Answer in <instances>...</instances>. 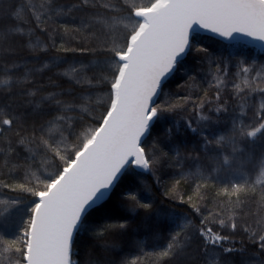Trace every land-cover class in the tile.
<instances>
[{
  "label": "snow or ice",
  "instance_id": "6c2138e0",
  "mask_svg": "<svg viewBox=\"0 0 264 264\" xmlns=\"http://www.w3.org/2000/svg\"><path fill=\"white\" fill-rule=\"evenodd\" d=\"M88 3L89 0H83L84 6ZM93 8L96 10L94 15L105 17L102 21L104 29L89 27L93 34V51L100 52L103 60L97 65L98 74L91 79L79 80L77 84H87L89 93L92 90L106 91L107 96L102 103L84 109L79 107L80 102L89 101L90 95H73L71 101L62 100L60 94L44 96L37 106L48 102L47 107L36 114L30 126H26V121L17 125L16 116L0 112V129L17 127L14 139L7 146V154L17 153L16 145L31 154L25 158L23 165L15 164L13 167L31 168L39 150L42 159L51 162L52 168L47 173H33L32 178L37 181L35 185L31 184L32 178L29 177L25 178L26 183L19 184L0 181V187L13 192H26L36 198L28 210L30 216L23 221L18 234L7 235L0 231V264H74L72 254L76 237L84 230L91 210L117 194L119 181L130 169H140L142 171L136 175H142L153 172L161 164L166 154L157 156L155 142L151 148H146L143 140L162 113L181 107L170 98L162 100L161 96L166 81L189 53L193 50L196 53L206 52L205 48L195 45L192 37V33L197 31L195 26L224 39H234V34H240L264 42V0H149L145 6H131L128 14L119 18L115 13L121 9L105 0H94ZM21 11L30 12L39 27L41 17L48 9L31 5ZM21 11L15 13L17 18L21 16ZM125 20L127 23L123 30L108 31ZM244 64L242 61L235 73L237 78L243 74V88L234 83L237 92L243 93L242 98L253 94L264 97V67L257 71L260 77L257 82V76H249L255 69ZM215 71L228 74L230 70L227 66H217ZM216 78L219 80V77ZM189 79L195 81V77ZM8 83L0 81V84ZM31 87V84H25L21 91L28 104L33 103L30 98L36 97L39 92V89L37 92L30 91ZM211 87L209 84V88L204 90L199 103L191 98L185 99L186 103L194 105L200 121H211L210 116L201 115L199 111L213 102L208 96ZM220 99L217 92L214 100ZM69 111L77 113V116L67 115ZM216 111L219 112L220 108ZM43 115L49 118L41 121L39 118ZM243 115L241 112L240 117L234 119L229 136L210 138L204 135L205 145L229 142L234 145L235 152L240 150L237 141H253L258 134L264 133V104L254 114L255 123L246 124ZM88 118L91 124L86 122ZM77 127L85 129L83 139L77 134ZM187 127L193 132L198 131L192 127L191 121ZM73 136L75 140L70 142ZM4 155L0 150V157ZM57 160L59 163H55ZM224 162L228 163V159L225 158ZM258 167L260 175L250 185L253 190L256 184L264 188V158L258 162ZM242 190L243 186L234 185L230 194ZM120 195L123 202L131 204L132 211H152V204L131 190ZM16 203L15 199H9V207H14ZM235 206H239L238 202ZM6 211L7 208L0 211V225H5ZM228 211L232 214L226 219L221 218L220 211H210L200 221L204 225L199 231L205 245L216 248L228 239L206 226L209 217L218 221L221 227L230 226L232 231H236L235 213L232 209ZM108 227L126 229L128 225L125 219ZM96 234L102 237L104 233ZM179 235L177 233L173 243L158 255L170 256L179 246ZM251 239L264 253V232H253ZM224 251L232 249L225 248ZM128 264H136V260Z\"/></svg>",
  "mask_w": 264,
  "mask_h": 264
},
{
  "label": "trees",
  "instance_id": "16d2710c",
  "mask_svg": "<svg viewBox=\"0 0 264 264\" xmlns=\"http://www.w3.org/2000/svg\"><path fill=\"white\" fill-rule=\"evenodd\" d=\"M105 2L121 9L115 13L119 18L127 15L131 6L142 7L149 0ZM93 3L94 0H89L88 5L84 6L83 0H0V81L9 82L6 85L0 84V112L16 116L17 125L26 121V126H30L36 114L46 109L48 102L37 106L44 96L60 94L62 100L71 101L73 95H90L89 101L80 102L79 107L84 109L97 107L107 96L106 91L92 90L89 93L87 84H77L79 80L91 79L94 74H98L97 65L103 60L100 52L93 51V34L89 27L104 29L102 21L105 17L94 15L96 10ZM31 5L48 9L41 17L39 27L30 12L21 11ZM17 11H21L19 18L15 15ZM126 23V20L121 21L115 25V29L108 31L123 30ZM193 39L211 40L224 47L238 46L249 55L264 57V53L242 44H223L208 36ZM72 68L76 71L72 72ZM25 84L32 85L30 91L37 92L39 89L36 97L30 98L32 104L26 103L21 95ZM219 95L220 102L214 100L216 93H211L209 98L213 102L205 105L202 115L208 116L210 112H217V108L226 107L228 100L235 101L243 97L242 92L232 96L222 91ZM51 103L54 105V101ZM67 115L77 116V113L69 111ZM48 118L43 115L39 119L43 121ZM86 122L91 124V119L88 118ZM177 124L176 133L184 137L195 136V132L187 127L188 122L181 120ZM16 130L17 127L11 130L0 129V150L5 153L0 157V181L6 184L26 183L25 178H32L33 173L39 175L52 171L51 162L42 159L39 150L31 168L13 167L15 164L23 165L25 158L31 155L19 145L15 146L18 148L17 153L7 154V146L14 139ZM76 132L83 139L85 129L77 127ZM72 140H75V136L70 138V142ZM136 173L133 168L130 169L119 181L117 194L91 210L84 230L76 237L72 254L74 264H128L131 260H136V264H264V253L251 239L253 232H264L257 223L259 194L256 190L243 187L242 191L230 194L233 185L222 189L212 184L193 185L184 181H178L174 188L168 190L151 175ZM36 183L32 178L31 184ZM129 190L150 202L152 211H132L131 204L123 202L120 195ZM10 198L17 201L14 207H9ZM35 199L29 193L13 192L9 188L0 187V201H3L0 203V211L7 208L4 213L5 225H0V231L7 235L18 234L23 221L30 216L28 210ZM236 202L238 207L235 206ZM211 206L220 208L217 211L225 219L232 214L228 211L232 209L237 224L236 231H232L230 226L221 227L218 221L209 217L206 226L211 227L214 233L228 237L216 248L205 245L199 231L204 227L200 221L210 212L204 208ZM125 219L128 225L126 229L108 227L118 225ZM143 223H146L145 226L139 227ZM246 228L248 231H245ZM98 232H103V236L97 235ZM177 233L180 234L177 237L179 246L170 256H159L158 253L173 243ZM225 248H231L232 251L225 252Z\"/></svg>",
  "mask_w": 264,
  "mask_h": 264
},
{
  "label": "rangeland",
  "instance_id": "374dc122",
  "mask_svg": "<svg viewBox=\"0 0 264 264\" xmlns=\"http://www.w3.org/2000/svg\"><path fill=\"white\" fill-rule=\"evenodd\" d=\"M195 45L205 48L206 52L196 53L193 50L164 85V94L161 96L162 100L170 98L181 107L162 113L143 142L146 148H151L155 142L157 156L161 153L166 154L161 164L148 174L168 190L174 188L178 181L193 185L212 184L222 189L237 183L244 184L243 187H250L260 175L258 162L264 158V133L254 142L237 141L240 150L235 152L232 143L222 142L220 145L206 146L203 137L229 136L233 121L240 117L241 112L244 113L243 120L246 124L255 123L254 114L264 104V97L253 94L235 101L228 100L227 106L220 108L219 114L210 112L208 116L211 117V121H200L194 105L191 102L186 103L185 99L191 98L199 103V97L204 96V90L209 88V84L212 86L208 92L209 97L211 93L213 95L222 91L232 96L241 94L234 87L235 83L243 88V74L239 78L235 76L237 66L243 61L244 66L255 69L249 76H257V71L264 67V57L261 58L257 54L249 55L238 46L224 47L211 40L196 39ZM217 66L221 68L227 66L230 71L228 74L216 72ZM190 77H195V81H191ZM216 77H219V80ZM259 80L260 77L257 76V82ZM199 111L202 115L203 109ZM181 120L191 121L193 128L198 129L194 137H184L176 133L177 121ZM225 158L228 159V163L224 162ZM255 190L259 194L256 205L257 223L264 231V188L256 184ZM200 203L202 206V202ZM218 209L220 208L212 206L204 208L212 212H217ZM145 224L139 227H144Z\"/></svg>",
  "mask_w": 264,
  "mask_h": 264
},
{
  "label": "water",
  "instance_id": "95a60500",
  "mask_svg": "<svg viewBox=\"0 0 264 264\" xmlns=\"http://www.w3.org/2000/svg\"><path fill=\"white\" fill-rule=\"evenodd\" d=\"M195 27H196L197 31L192 33V37L208 36V37L216 39V40H218V41H220L222 43H225V44H242V45H245V46L250 47V48H254L255 50H258V51L264 53V42H261V41H258V40H254V39L242 36L240 34H234V37H235L234 39H224V38L219 37L216 34H213V33L209 32L207 30L199 29V26H195ZM170 77H169V79H170ZM146 137L144 138L143 142L145 141ZM133 169L135 171H137V172H141L142 171L140 169H135V168H133ZM144 174H148V173H144Z\"/></svg>",
  "mask_w": 264,
  "mask_h": 264
}]
</instances>
